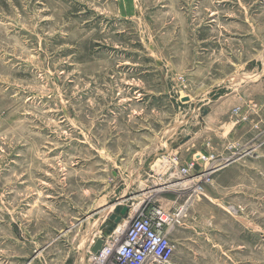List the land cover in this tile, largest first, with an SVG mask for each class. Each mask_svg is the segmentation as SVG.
<instances>
[{
  "label": "rangeland",
  "instance_id": "1",
  "mask_svg": "<svg viewBox=\"0 0 264 264\" xmlns=\"http://www.w3.org/2000/svg\"><path fill=\"white\" fill-rule=\"evenodd\" d=\"M210 110L211 135L191 140ZM187 136V151L171 150ZM215 147L236 167L226 204L191 195L213 192L216 175H178L179 153L199 164ZM246 175L264 177V0H0V264L88 258L117 206L127 222L146 206L195 217L197 203L255 220L235 194L264 182L251 191ZM180 228L171 241L197 251ZM199 246L198 260L176 250L171 262L219 264Z\"/></svg>",
  "mask_w": 264,
  "mask_h": 264
},
{
  "label": "crops",
  "instance_id": "2",
  "mask_svg": "<svg viewBox=\"0 0 264 264\" xmlns=\"http://www.w3.org/2000/svg\"><path fill=\"white\" fill-rule=\"evenodd\" d=\"M232 99L226 100L223 102L222 107H227L229 103H232ZM217 116L216 111H211L208 114V117L206 120H203V124L201 128H198V131L196 133H193L191 135V140L197 139L200 140L201 138H204L207 136V134L211 135L209 131V125L214 124L216 122ZM202 121V120H201ZM188 137V136H187ZM209 137V136H208ZM181 142V141H180ZM187 142L183 144H178L175 146H171L172 151H187L189 148L190 143L186 144ZM184 147V148H183ZM191 147V146H190ZM214 152L215 155L221 157L223 156L222 149L220 147H215L214 150H204L201 152V155H207V153ZM179 153V152H178ZM180 158L183 160V165L189 162L187 159V156H183L182 153H179ZM196 163L195 171L200 170L201 172L203 170V165L199 162V164ZM231 164L228 166H225L224 168L218 170L215 172L214 180L212 179V182H214L213 185V192L206 191L202 195L203 199H209L212 198L213 201H219L221 204L225 203L221 197V194L225 193L226 190L230 191L233 187H227L226 182H229L226 178H228L229 175H231L232 172L236 170L235 168L230 167ZM198 172V173H199ZM232 176V175H231ZM248 183L250 184L248 188L252 189L251 191H255V189L258 188V184L264 182V177H260L259 175H246L244 178ZM242 177H237V180L234 182V185L236 183H242ZM236 186V185H235ZM260 192L256 193H250L246 194L245 196H242V192L239 190L237 192L238 194H235L236 196L245 197L246 202L250 204L249 208L251 209L252 213H254L256 216L258 215L259 218L255 217V220L252 219V217H248L249 219H246L247 216L240 215V212L238 209L233 208L232 206L226 207L229 205L216 206L213 207L212 212L205 206V204L201 205L200 203H197V213L195 217H192L189 215V211H186V226L180 228L181 230L177 231V233H180L181 231H188L190 229L194 232L196 236L197 241V251L193 252L191 250L192 245L188 244L186 242V239L178 237H174V241H172L175 244V251L177 250V256H187L190 258L196 257L198 258L202 257L201 253V246H199L200 243L210 246L213 248L214 252L217 254L216 256V262L219 264H263L264 263V224H263V217H264V202H263V187H261ZM222 190H224L222 192ZM233 192L235 190H232ZM231 191L229 192V194ZM236 193V192H234ZM199 198V197H198ZM201 198H199L200 200ZM254 204L256 206L254 207ZM232 210V212H228V210ZM255 209V210H254ZM191 214V213H190ZM229 222V223H227ZM232 225L235 227L236 232L230 228ZM92 231L93 228L91 229ZM176 233V234H177ZM92 234H94L92 232ZM88 238L89 235H87ZM86 236V237H87ZM172 236V234H171ZM92 237L89 239L88 242L91 241ZM87 242V243H88ZM87 246V244H85ZM52 246V245H51ZM49 246V247H51ZM89 246V245H88ZM228 247V249H227ZM89 249V247H88ZM46 251H40L37 255L33 256L32 259L27 261L25 264H66L65 259H67V256L62 257L60 263H57V261H54L51 259L49 254H45ZM82 253H78V257L76 259V263L74 264H87L86 258L87 253L84 254V251H81ZM247 252V253H246ZM249 252V253H248ZM174 255V254H173ZM183 259V258H182ZM180 260V259H179ZM182 261V260H181ZM171 264H173L171 262ZM175 264V263H174Z\"/></svg>",
  "mask_w": 264,
  "mask_h": 264
},
{
  "label": "built area",
  "instance_id": "3",
  "mask_svg": "<svg viewBox=\"0 0 264 264\" xmlns=\"http://www.w3.org/2000/svg\"><path fill=\"white\" fill-rule=\"evenodd\" d=\"M220 157L209 153L200 155L198 161L203 165V170L198 173L197 178L190 174L195 172L196 162H188L180 165L178 175L186 179L182 183L197 184L202 177L212 176L224 167L225 164L218 163ZM178 156L171 159L172 163L179 164ZM228 163V162H227ZM217 164V165H215ZM208 177V181L209 180ZM197 180V181H195ZM181 184V183H180ZM201 185H197L191 195L196 197L203 195ZM130 215V211H128ZM186 219V206L182 205L172 210H163L159 207L137 208L131 219L127 222L124 233L111 232L104 237V243L98 255H93L90 248L94 242L101 238L100 235L93 236L89 243L88 264H171L175 251V244L171 241V234L175 229L184 225ZM96 237V238H95Z\"/></svg>",
  "mask_w": 264,
  "mask_h": 264
},
{
  "label": "water",
  "instance_id": "4",
  "mask_svg": "<svg viewBox=\"0 0 264 264\" xmlns=\"http://www.w3.org/2000/svg\"><path fill=\"white\" fill-rule=\"evenodd\" d=\"M183 101H188L186 99H183ZM208 113V110L205 109L203 111L202 116H206V114ZM197 131H193V133H196ZM190 139V136L184 138L180 144H183L185 142H187ZM118 205V204H117ZM127 213V207H123L120 208L119 206H117L115 208V212L113 214H111L108 218V220H106L102 226L101 229V238L97 239L94 244L92 245V247L90 248V252L93 255H98L99 252L101 251L102 245L104 243V237L108 236L111 234V232L117 227V225L122 221V219L125 217Z\"/></svg>",
  "mask_w": 264,
  "mask_h": 264
},
{
  "label": "bare ground",
  "instance_id": "5",
  "mask_svg": "<svg viewBox=\"0 0 264 264\" xmlns=\"http://www.w3.org/2000/svg\"><path fill=\"white\" fill-rule=\"evenodd\" d=\"M131 216V215H130ZM127 224V220H123L121 224H118L115 228L114 232L121 231L123 227H125Z\"/></svg>",
  "mask_w": 264,
  "mask_h": 264
}]
</instances>
